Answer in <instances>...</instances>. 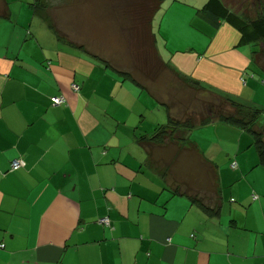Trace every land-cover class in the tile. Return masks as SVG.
I'll return each mask as SVG.
<instances>
[{
  "label": "crops",
  "instance_id": "1",
  "mask_svg": "<svg viewBox=\"0 0 264 264\" xmlns=\"http://www.w3.org/2000/svg\"><path fill=\"white\" fill-rule=\"evenodd\" d=\"M31 1L0 0V264H264V167L253 136L222 123L198 127L190 138L199 155L183 149L173 167L182 168L183 188L208 178L196 160L183 168L187 158L217 167L219 217L173 195L137 140L168 123V104L179 115L186 94L141 82L148 91L67 48ZM197 17L196 44L173 52L160 46L153 21L161 58L218 94L264 104L253 47L242 49L229 25ZM165 33L174 38L169 24ZM58 96L66 102L55 107ZM174 150L163 146L155 157ZM14 160L21 167L13 171Z\"/></svg>",
  "mask_w": 264,
  "mask_h": 264
},
{
  "label": "trees",
  "instance_id": "2",
  "mask_svg": "<svg viewBox=\"0 0 264 264\" xmlns=\"http://www.w3.org/2000/svg\"><path fill=\"white\" fill-rule=\"evenodd\" d=\"M56 1L58 0H32L29 6L33 14L39 15L46 24L55 28L50 13L54 11ZM164 1L129 0L128 14L124 13L127 20L125 24L130 29L127 45L134 52L136 60L134 63L138 74L134 75L126 70H115L122 77L148 91L149 89L143 86L142 81L138 78L142 77L150 84H155L162 77L163 83L158 85L159 87L166 86L167 90L172 88L169 91L174 89L179 96L176 97L179 99L181 95L186 94L188 100L196 101V105L193 107H190V103L185 104L187 106L181 108L182 111L179 115L174 112V109L177 111L179 107L175 106L173 109V105L168 104L166 106L168 123L158 127L152 136H141L137 141L146 150L147 167L156 171L164 182H172L174 188L171 189V192L173 195L186 197L192 205L198 206L208 216L216 218L220 215L222 203L217 167L202 157L187 158V163H183V168L188 165L194 166L193 163L196 160L201 166L207 165L205 175L208 178L205 182L201 176L200 187L197 186V182L192 181V184L186 188H183L182 178L176 174L182 168L174 171L173 167L179 163L183 149H194L191 153L199 155L197 153L199 150L190 136L196 128L215 123L234 126L251 134L254 148L258 154V165L264 167V108L241 102L227 94H218L168 66L158 52L157 38L153 30V20L156 14L162 10ZM259 12V16L251 19L247 13L236 11L232 2L228 3L227 0H207L204 6L198 10V14L206 19L214 29H219L223 24H226L238 32L240 45L253 47V61L264 71V9ZM55 32L60 36L57 30ZM60 39L63 40L62 37ZM78 47L86 51L83 46ZM104 64L106 67L109 66L105 62ZM173 103L176 104L175 101ZM163 146H174V154L157 159L155 152ZM198 167L200 168V166ZM256 198L257 196H255Z\"/></svg>",
  "mask_w": 264,
  "mask_h": 264
},
{
  "label": "rangeland",
  "instance_id": "3",
  "mask_svg": "<svg viewBox=\"0 0 264 264\" xmlns=\"http://www.w3.org/2000/svg\"><path fill=\"white\" fill-rule=\"evenodd\" d=\"M199 1H164L162 10L156 14L155 20H153L155 26L159 27L157 31L160 46L164 51L185 50L196 44L194 40L198 41L201 36L198 35L201 19L197 17L199 8L197 9L196 6L199 5L201 8L207 0L203 4ZM128 2L129 0H65L63 2L58 0L54 3V11L50 13L55 28L47 25L54 32L57 30L67 48H75L72 44L77 47L83 46L90 55H94L98 60L95 62L101 66H103L102 63H107L109 70L117 77L121 78L122 76L115 69L126 70L136 75L138 70L134 63L136 62L134 52L127 45L130 29L125 24L127 20L124 13L128 14ZM227 2H232L236 11L247 13L251 19L259 16V11L264 9V0H227ZM176 9L182 11L180 18L177 13L175 14ZM173 14L175 15L172 17ZM161 24L162 29L160 31ZM167 24L174 34L173 38L171 33H168L170 37L168 40L165 33ZM164 45H168L167 48H164ZM242 49L251 50L250 46L247 45H244ZM138 79L150 84L142 77ZM162 79V77L161 80L158 79L154 85L160 86L163 83ZM262 86L264 87V83ZM171 89L168 88V90ZM171 92L174 96H178L174 89ZM146 96H148L147 91L144 92V98ZM189 103L190 107L196 105V101L191 99ZM253 103L254 106L264 108V104ZM190 169L193 170V168ZM195 174L196 172H191V175Z\"/></svg>",
  "mask_w": 264,
  "mask_h": 264
},
{
  "label": "built area",
  "instance_id": "4",
  "mask_svg": "<svg viewBox=\"0 0 264 264\" xmlns=\"http://www.w3.org/2000/svg\"><path fill=\"white\" fill-rule=\"evenodd\" d=\"M71 89L74 91V92H78L80 87L77 85V84H72L71 85ZM66 102L65 98L63 97H54L52 99V104L53 106L55 107H58V106H61L63 105L64 103ZM11 167H12V170H18L20 167H21V161L20 160H14L11 164ZM100 223H102L103 225L105 226H109L110 225V222H109V219L107 218H103L100 220Z\"/></svg>",
  "mask_w": 264,
  "mask_h": 264
},
{
  "label": "bare ground",
  "instance_id": "5",
  "mask_svg": "<svg viewBox=\"0 0 264 264\" xmlns=\"http://www.w3.org/2000/svg\"><path fill=\"white\" fill-rule=\"evenodd\" d=\"M109 222H110V220H109ZM110 226V225H109Z\"/></svg>",
  "mask_w": 264,
  "mask_h": 264
}]
</instances>
